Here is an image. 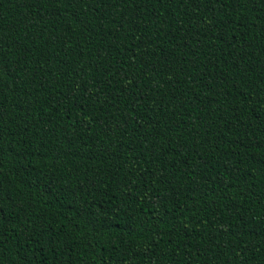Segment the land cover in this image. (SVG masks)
Segmentation results:
<instances>
[{
    "label": "trees",
    "instance_id": "trees-1",
    "mask_svg": "<svg viewBox=\"0 0 264 264\" xmlns=\"http://www.w3.org/2000/svg\"><path fill=\"white\" fill-rule=\"evenodd\" d=\"M0 264H264V0H0Z\"/></svg>",
    "mask_w": 264,
    "mask_h": 264
}]
</instances>
